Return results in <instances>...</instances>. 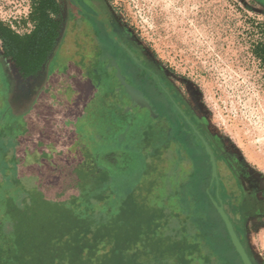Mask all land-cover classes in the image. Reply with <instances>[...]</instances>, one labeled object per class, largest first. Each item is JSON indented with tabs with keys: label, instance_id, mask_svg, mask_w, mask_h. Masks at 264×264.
<instances>
[{
	"label": "rangeland",
	"instance_id": "obj_1",
	"mask_svg": "<svg viewBox=\"0 0 264 264\" xmlns=\"http://www.w3.org/2000/svg\"><path fill=\"white\" fill-rule=\"evenodd\" d=\"M103 1L142 57L169 82L209 135L222 158L219 191L223 192L226 204H233L229 209H237L234 215L242 220V240L251 258L256 264H264V63L256 52L258 45L264 43V4L259 0ZM32 3L33 0H0V21L10 27L5 19L9 15L24 17L29 6L31 13ZM29 16L15 30L11 29L19 35L29 34L34 28ZM59 27L53 54L42 71L29 78H23L5 59L0 43V62L5 66L4 71L0 69V135L5 131L3 136L11 140L17 135L15 145L0 140L4 151L9 150L4 162L0 151V162L8 165L10 171L7 176L1 173L0 181L4 187H11L8 180L16 177L25 193L35 192L33 198L39 192L44 199L63 204L74 197L106 191L108 187L96 172L103 167L102 163L108 165L110 161L97 156L114 151H108L107 145L114 144V130L122 127L123 132L129 124L133 132L134 126L151 124L149 111L155 114L154 119L159 112L143 92L127 83L115 64L105 73L97 71L99 60L89 52L83 55L82 43L65 42V27ZM5 73L10 77L9 83ZM117 84L125 91L114 90ZM161 104L158 99L159 111L168 109ZM122 112L127 115L125 121L120 120L123 115L117 117ZM9 119L22 122L14 135L9 134ZM161 125L169 135L172 129ZM177 143V139L175 146L171 143L159 161H150L149 166L155 170L151 174L155 185L151 188L149 180L144 196L151 208L161 206V195L173 191L171 183L186 181L194 168L192 161L184 159ZM120 151V163L115 165H137L133 157ZM187 152L190 153V146ZM195 152L198 170H209L196 147ZM176 156L180 158L177 168ZM137 181L138 178H132L110 184L115 193L110 196L108 218L118 211ZM18 192L16 189L15 194ZM168 198L179 215L170 217L169 224L177 230L186 224L187 233L178 237L187 236L193 242L199 234L197 224L179 207V197L172 194ZM103 205L106 204L100 203L98 208ZM82 208L74 205L75 211ZM99 217L104 216L98 213V220ZM210 217L221 239L219 246L240 264L220 218L214 211ZM38 218L29 217L33 222ZM41 218L52 220L45 214ZM163 232L171 234L168 229ZM205 248L195 257L203 258ZM194 264L206 263L198 260Z\"/></svg>",
	"mask_w": 264,
	"mask_h": 264
},
{
	"label": "trees",
	"instance_id": "obj_2",
	"mask_svg": "<svg viewBox=\"0 0 264 264\" xmlns=\"http://www.w3.org/2000/svg\"><path fill=\"white\" fill-rule=\"evenodd\" d=\"M32 4L29 20L34 28L29 34L19 35L0 21L3 55L23 78L35 76L42 71L56 48L60 32V24L56 20L59 12L56 0H33ZM256 52L264 63V43L258 45ZM136 91L135 94L138 93ZM148 114L151 124L134 126L133 132L130 131L129 124L123 132L122 127L119 128L120 131L114 130V144L107 143L114 150L108 157L111 164L120 161L115 152L121 150L125 156L133 157L137 165H114L117 166V171L109 167L99 168L96 176H100L104 186L108 187L106 191L102 189L100 193L74 197L70 203L61 204L44 199L39 192L33 198L32 194L35 192L25 193L16 177L7 179L11 187H4L0 181V264H194L198 260L206 264H236L226 250L219 246L221 239L210 217L212 211L220 218L231 245L232 242L214 202L221 201L241 240L242 220L234 215L237 210L235 207L231 210L227 208L223 192L219 191L220 185L212 177L211 167L207 171L193 168L185 177L186 181L171 183L173 191H166L161 195V206L151 208L147 205L148 198L144 194L147 192L148 181L151 180V188L155 185L151 178L155 170L151 169L153 166H149L150 161H159L164 150L171 143L175 146L177 139L176 127L167 135L158 119H154L155 114L152 115V111ZM121 115L124 118L120 120L125 121L127 115L122 112L117 117ZM21 123L18 119L7 120L9 134L17 133ZM5 134V131L1 132L0 140L3 138L6 143L14 144L17 135L11 140L8 136L4 137ZM1 143L3 145V141ZM4 149L5 146H0L4 155L2 162L7 161L6 155L9 152ZM179 165L180 158L177 159L176 156L174 166L177 168ZM9 172L8 165L0 162V178L1 173L7 176ZM132 178H138L139 183L131 187L118 211L108 218L110 196L115 193L110 184ZM16 189L19 190L17 194ZM172 194L179 197V207L188 212L187 215L192 217V222L199 228V234L194 237L193 242H189L187 236L178 237L183 232L187 233L186 224L177 230L174 224L170 225L168 222L170 217L174 219L179 216L173 205H170L168 197ZM94 199L97 201L93 202ZM100 203L106 205L98 208ZM75 204L83 207L82 210L75 211ZM192 208H195L194 211H191ZM37 209L44 211L41 213ZM98 213L104 217H99L98 220ZM43 214L51 216L52 220L42 219ZM31 215L36 218L38 215L40 218L33 222L29 219ZM164 229H168L171 234H164ZM242 242L246 246L243 240ZM206 246L207 252L203 258L195 257ZM232 247L239 263L243 264L233 245Z\"/></svg>",
	"mask_w": 264,
	"mask_h": 264
},
{
	"label": "flooded vegetation",
	"instance_id": "obj_3",
	"mask_svg": "<svg viewBox=\"0 0 264 264\" xmlns=\"http://www.w3.org/2000/svg\"><path fill=\"white\" fill-rule=\"evenodd\" d=\"M264 4V0H259ZM59 12L56 20L60 26L65 27V42L82 43L83 55L90 53L99 60L100 66L97 71L105 73L107 68L112 69L116 65L121 74L126 78L127 83L135 89L143 92L150 100L156 112H159L158 122L165 124L172 129L176 127V138L178 148L182 156L192 161L196 170L195 147L198 154L206 159L205 167H211L210 157L206 152L205 143L211 148L216 156L219 179L216 180L222 188V175L220 172V154L216 151L215 145L209 135L196 121L193 113L187 109L175 89L145 60L139 50L122 31L120 25L112 17L103 0H56ZM63 21V23H61ZM4 56V55H3ZM85 58V57H83ZM8 60L7 58H5ZM10 63L11 61L8 60ZM103 63V64H102ZM12 64V63H11ZM0 69L4 71L5 66L0 62ZM6 82L10 77L6 74ZM8 87L9 84H8ZM46 88V85H44ZM114 90L125 91L122 85H115ZM122 89V90H121ZM158 99L162 100L165 111L158 110ZM197 134V135H196ZM202 138L204 140H202ZM184 146L186 149L183 150ZM190 147V153L189 151ZM188 147V149H187ZM187 150V151H186ZM211 164V163H210ZM201 166L204 164H200ZM231 202H227L229 209Z\"/></svg>",
	"mask_w": 264,
	"mask_h": 264
},
{
	"label": "water",
	"instance_id": "obj_4",
	"mask_svg": "<svg viewBox=\"0 0 264 264\" xmlns=\"http://www.w3.org/2000/svg\"><path fill=\"white\" fill-rule=\"evenodd\" d=\"M202 140H204L202 138ZM205 148H206V152L210 157V163L212 165V177L214 180H218L219 176H218V169H217V160H216V156L213 153V151L211 150V148L208 146L207 143H205ZM219 196V195H218ZM214 206L216 208V210L218 211L222 221L224 222L227 231L229 233L232 245L234 246L236 252L238 253L239 257L242 260L243 264H256L253 259L251 258L246 246L243 244L241 238L239 237L235 225L231 219V216L226 212L224 206L222 205L221 201L218 202H214Z\"/></svg>",
	"mask_w": 264,
	"mask_h": 264
},
{
	"label": "built area",
	"instance_id": "obj_5",
	"mask_svg": "<svg viewBox=\"0 0 264 264\" xmlns=\"http://www.w3.org/2000/svg\"><path fill=\"white\" fill-rule=\"evenodd\" d=\"M30 9L31 8L29 6L27 8L25 14H24V17H22V15L20 17H17V16L14 17L13 15H9V17L5 19V22H8L10 27L15 30L16 27H18L21 24V22L23 21L24 18L28 19V16L30 14ZM30 27H31V25H30Z\"/></svg>",
	"mask_w": 264,
	"mask_h": 264
},
{
	"label": "crops",
	"instance_id": "obj_6",
	"mask_svg": "<svg viewBox=\"0 0 264 264\" xmlns=\"http://www.w3.org/2000/svg\"><path fill=\"white\" fill-rule=\"evenodd\" d=\"M50 59V58H49ZM108 150V149H107ZM110 150H113V149H109L108 151H110ZM106 152V151H105ZM112 153H114L113 151H110V152H107V154L105 153V154H98V156L97 157H106V158H108L109 156H111V154ZM115 154L117 155L118 153L117 152H115ZM117 156H119V154L117 155ZM109 159V158H108ZM108 161V160H107ZM110 161V160H109ZM97 162H99L98 160H97ZM101 162V161H100ZM102 163V162H101ZM102 165H103V167H109V168H111V169H113L114 171H117V170H115L116 169V167L114 166L115 164L113 163V164H111V162H110V164H108V165H105L104 163H102ZM130 166V165H129ZM128 166V167H129Z\"/></svg>",
	"mask_w": 264,
	"mask_h": 264
}]
</instances>
